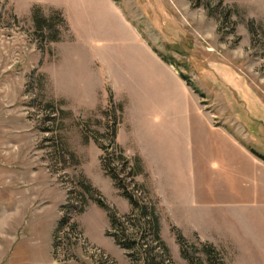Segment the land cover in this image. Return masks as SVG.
<instances>
[{
    "label": "rangeland",
    "instance_id": "374dc122",
    "mask_svg": "<svg viewBox=\"0 0 264 264\" xmlns=\"http://www.w3.org/2000/svg\"><path fill=\"white\" fill-rule=\"evenodd\" d=\"M215 127L238 150L198 186L185 137L226 146ZM259 156L264 0H0V264H132L95 201L132 211L103 157L154 205L163 264H212L205 244L264 264Z\"/></svg>",
    "mask_w": 264,
    "mask_h": 264
},
{
    "label": "trees",
    "instance_id": "16d2710c",
    "mask_svg": "<svg viewBox=\"0 0 264 264\" xmlns=\"http://www.w3.org/2000/svg\"><path fill=\"white\" fill-rule=\"evenodd\" d=\"M35 16L37 33L41 34V29L43 26H46L49 21L44 19L41 15L39 16L36 14ZM47 26L51 28L50 24ZM39 36L43 35L41 34ZM183 78L185 80L187 79L184 75ZM194 89L203 96V93L196 88ZM111 131V134H113L114 129L112 128ZM259 157L264 160L263 157ZM108 159L107 157H103V167L121 190L122 196L130 203L132 211L126 215L120 216L116 211L111 209L103 199L97 197L95 201L98 206L108 212L110 228L107 231V236L111 237L120 248L126 251V255L132 261V264H139V262H141L140 264H163L164 262L158 259L159 256L152 253L156 247L161 248L164 253L167 251V247L159 235L158 216L155 214L154 205L147 204L145 200H140L133 190L126 185L125 180L121 178L111 166V159ZM131 175L136 176L137 173L135 172ZM139 188L140 187H138V189ZM86 190L91 192L90 187H86ZM92 192H94V190ZM135 227L137 229H135ZM177 241L180 245L182 256L190 260L186 250V242L180 233H177ZM203 251L211 263L217 264L219 260L217 258V251H215L212 245L205 244ZM218 264L221 263L218 261Z\"/></svg>",
    "mask_w": 264,
    "mask_h": 264
},
{
    "label": "crops",
    "instance_id": "0c3cea01",
    "mask_svg": "<svg viewBox=\"0 0 264 264\" xmlns=\"http://www.w3.org/2000/svg\"><path fill=\"white\" fill-rule=\"evenodd\" d=\"M189 122V121H188ZM190 126V125H189ZM187 133H188V129ZM192 130V129H191ZM211 132L218 134L219 136V140H226V146H217L215 141H213L214 143H209V141H206V137H202V134L199 132H194V130L190 131L189 128V133L186 135L187 137H185L187 139V141L190 143L191 145V152H192V157H191V163L190 165L192 166V170H191V175L194 174L195 178V184L196 185H200L202 183L201 178L204 177V175L207 174V172H205L204 170V163H203V157L204 155H218V148L222 147L223 151L225 152H230L231 150L228 149L229 146L234 147L236 150L237 146L232 143L230 140L232 139V137H229L227 133L222 132L220 129L218 128H212L210 129ZM184 138V139H185ZM185 144V143H184ZM193 163V164H192Z\"/></svg>",
    "mask_w": 264,
    "mask_h": 264
}]
</instances>
